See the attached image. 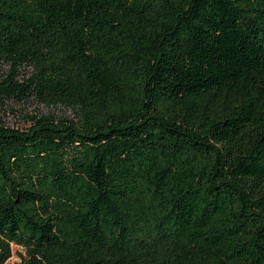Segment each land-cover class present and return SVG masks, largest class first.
Listing matches in <instances>:
<instances>
[{
  "label": "trees",
  "instance_id": "16d2710c",
  "mask_svg": "<svg viewBox=\"0 0 264 264\" xmlns=\"http://www.w3.org/2000/svg\"><path fill=\"white\" fill-rule=\"evenodd\" d=\"M0 67V264H264V0H0Z\"/></svg>",
  "mask_w": 264,
  "mask_h": 264
},
{
  "label": "rangeland",
  "instance_id": "374dc122",
  "mask_svg": "<svg viewBox=\"0 0 264 264\" xmlns=\"http://www.w3.org/2000/svg\"><path fill=\"white\" fill-rule=\"evenodd\" d=\"M5 71V67H0V73ZM38 111V114H48L51 109H48L42 105H39L35 101H29L28 103L6 101L5 108L1 114L2 120L9 127H20L23 125L24 115H33ZM56 114H61L60 111H54ZM67 116H72L71 111H63ZM13 256L6 264H18L19 255H24L23 249L13 246Z\"/></svg>",
  "mask_w": 264,
  "mask_h": 264
}]
</instances>
